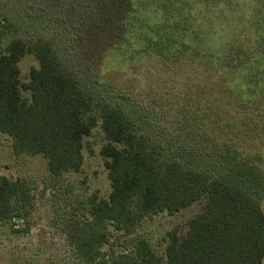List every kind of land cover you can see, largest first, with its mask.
<instances>
[{
  "label": "trees",
  "instance_id": "obj_1",
  "mask_svg": "<svg viewBox=\"0 0 264 264\" xmlns=\"http://www.w3.org/2000/svg\"><path fill=\"white\" fill-rule=\"evenodd\" d=\"M225 1L229 3L224 11L201 16L197 25L202 30L197 31L191 30L190 13L174 14L160 0H128L117 39L105 52L103 68L107 69L106 60L121 67L157 58L217 66L231 83L236 82L228 77L242 72L255 84L253 77L264 76V40L213 27L221 16L239 12L235 1ZM9 24L0 14V39ZM27 53L37 59L38 66L21 83L18 61ZM261 85L259 96L264 95ZM22 88L29 90V100L22 96ZM250 92L256 93L254 89ZM123 95L118 92L110 101H97L64 71L48 41L26 43L12 38L0 54V132L11 138L14 153L41 154L50 181L80 169L83 138L100 119L105 143L99 153L110 192L107 198L89 196L80 207V216L65 224L66 241L76 263L261 264L264 212L252 192L264 187V179L259 178L247 144L235 143L238 134L211 122L199 124L200 135H205L200 141L170 138L162 143L139 130L134 114L121 100ZM183 111H178V122L187 118ZM202 198V211L190 219L183 236L176 229L166 232L164 257L142 236L132 238L125 250L102 252L110 228L128 235L144 217L160 212L171 215ZM33 204L32 185L27 180L0 176V221L11 220L15 225L19 218L25 223L20 228L12 226V232L29 230L27 216ZM0 264L28 263L8 254L6 258L0 255Z\"/></svg>",
  "mask_w": 264,
  "mask_h": 264
},
{
  "label": "rangeland",
  "instance_id": "obj_2",
  "mask_svg": "<svg viewBox=\"0 0 264 264\" xmlns=\"http://www.w3.org/2000/svg\"><path fill=\"white\" fill-rule=\"evenodd\" d=\"M176 14H191V30H202L197 23L204 14L224 11L227 1L160 0ZM235 15L225 14L213 27L232 34L240 31L250 38L264 40V0H232ZM128 9V0H0V14L10 22L0 39V54L5 52L12 38L24 42L48 41L62 61L64 71L76 78L79 86L97 101L112 100L113 94H124L121 100L134 114L141 132L162 143L174 140L200 141L199 124L214 123L230 129L236 140L244 142L258 165L257 172L264 179V95L259 86L264 82L242 72L224 79L221 69L202 64L146 58L142 62L107 61L106 50L119 34L120 22ZM253 40V41H254ZM110 61V62H109ZM109 62V63H108ZM37 59L30 53L19 61L21 83L29 79V71L37 67ZM211 66V65H210ZM229 82V83H228ZM259 85V86H258ZM264 87V84L261 85ZM252 89L256 93L250 92ZM22 96L30 99L29 90L22 88ZM179 101V103H178ZM184 110L186 120L178 122V111ZM100 119L90 134L83 138V162L78 170H69L54 182L50 181L46 160L41 154H16L11 138L0 132V176L24 179L32 185L34 204L27 216L30 228L15 233L11 227H24L22 219L0 221V255L23 258L32 264H77L66 241L65 224L80 216L88 197L107 198L110 183L104 158L99 153L105 143ZM179 126V127H178ZM231 127V128H230ZM196 129L200 131L194 133ZM170 138L172 140H170ZM264 182V181H263ZM264 212V187L252 192ZM205 199L181 209L177 213L160 212L144 217L131 234L110 228L109 241L102 252L125 250L132 238L145 237L153 251L165 256L166 232L176 229L180 236L188 230L190 219L202 211ZM81 207V208H80ZM261 264H264V258Z\"/></svg>",
  "mask_w": 264,
  "mask_h": 264
}]
</instances>
